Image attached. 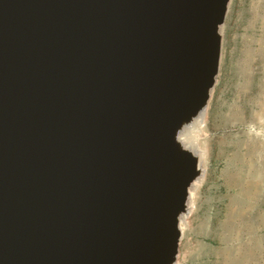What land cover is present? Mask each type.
I'll list each match as a JSON object with an SVG mask.
<instances>
[{"label":"bare ground","instance_id":"obj_1","mask_svg":"<svg viewBox=\"0 0 264 264\" xmlns=\"http://www.w3.org/2000/svg\"><path fill=\"white\" fill-rule=\"evenodd\" d=\"M123 1L113 0L111 12L117 14V24H124L106 25L110 23L108 18L102 21L115 28L113 32L109 28L99 32L108 40L107 44L106 41L104 43L106 48L96 45L98 53H103L102 61L95 60L87 77L83 73L82 60L71 66L72 69L69 67L67 72V76L71 71L80 75V93L90 98L88 108H96L97 105L105 108L116 102L117 107H111L108 116L112 128L106 139L111 141V145L92 137L93 128L88 138L76 130L66 142L67 145L73 142L70 153L80 152L78 157L64 156L66 164L63 159L60 164L61 167L65 164V167L54 173L58 166L57 149L47 155L39 149L37 160L42 164L34 167L37 163L32 158L36 159V153L32 148L39 147L40 142L30 143L33 146H29L30 156L24 163L19 182L25 183V174H32L28 179L31 192L15 196L19 182L12 191H5L6 187L0 190V220L6 219L7 214L9 217L8 227L1 231L0 236V254L3 253L0 264H142L126 240L119 237L109 217L132 240L148 264H168L158 247L159 258L148 248L153 240H161L163 234L158 236L156 230H151L152 241L140 242L138 235L133 240L129 233L134 226L131 221L139 214L136 203L152 183L150 174L138 166L137 158L145 160L153 172L180 196L181 201L186 200V194H189L191 214L194 192L204 179L201 169L205 168L207 156L194 141H188V135L190 132L201 134L203 130L205 101L217 64L211 53L198 48H202L201 44L188 46L186 40L181 48L170 16L180 11L178 8L183 6V0ZM216 1L211 0V3ZM226 2L221 1L218 19L224 14ZM110 3L111 0H104L102 8ZM83 11V4L78 2L76 17ZM130 11L138 15H127ZM86 31V41L72 37L67 38L66 44H84L79 56L84 59L87 54V64H90L93 44L100 37L92 30L90 21ZM214 31L216 33V29ZM137 47H142L141 51ZM59 63L60 58L57 57L49 68L55 69ZM48 72L41 80L43 88L47 86ZM59 81L56 77L53 85L49 86L45 99L47 106L57 95ZM24 114L25 110L21 109L11 133L16 132ZM47 116L49 118L43 124L48 131L40 127L43 142L55 129L52 115ZM99 121L100 118L95 120ZM33 136L32 140H35ZM92 153L95 157H91ZM44 156L45 159H41ZM85 158L89 163L78 167ZM6 181L7 175L3 173V183ZM155 193L162 198V211L169 223L174 228H184L185 219L190 216H185L188 208L185 207V218H182L177 214L176 201L164 192L162 185ZM170 238L172 246L165 250L169 256L176 251L174 237Z\"/></svg>","mask_w":264,"mask_h":264},{"label":"water","instance_id":"obj_2","mask_svg":"<svg viewBox=\"0 0 264 264\" xmlns=\"http://www.w3.org/2000/svg\"><path fill=\"white\" fill-rule=\"evenodd\" d=\"M103 1L104 0H0V190L2 187H6L5 191L9 192L16 187L23 173L24 163H27L30 156L28 151L30 148L29 146L32 145L30 143L38 141L40 142V146H42L36 147L32 145L34 147L32 150H35L34 152L36 153V159L32 158V161L37 163L34 167L42 164V162H38L37 160L39 157V149H42L44 155L51 153L52 150L54 151V148L57 149L56 153L59 155V158L57 159L58 161H56L58 166L54 173L65 167L64 165L66 162L64 156L70 155L72 158L78 157L80 152H76L75 155L70 153L73 142H70L69 145H67L66 142L69 140V136L71 138L73 137L72 135L76 130L82 132L84 138H88L90 136L89 131L93 128L92 137H96L99 142L105 140L106 143H110L111 145V141L106 139L112 128L110 126L112 123L108 116L110 108L115 107L116 102L109 104L105 108H102L101 105L99 107L97 105L96 108L92 109L88 108L87 105L90 98L80 93V91H82V89H80L81 83L78 80L80 75L74 74L73 71H71L69 76H67L69 67L76 66L78 61L81 60L84 76L87 77L90 75V72L94 68L93 65L95 60L102 61L101 55L103 53H98V46L96 47V45L99 44L102 48V46L105 47V41L106 44L108 43L104 35L99 32L103 30V28H109L112 30L111 32L115 31V28L106 25L115 26L124 24V22H119V24H117V14L111 12L113 0H111V3L105 8H102ZM221 1L222 0H217L215 3H211V0H183L185 9L183 10V6L181 5L178 8L180 11H175L176 16H172L173 14L170 16L173 17L170 22L172 27H174L173 29L176 32V37L181 48L185 45L186 40V45L188 46H198L201 44L202 48H198H200L202 52L211 53L214 62L217 64V70L220 57L219 50L221 48L219 27L225 20L230 0L226 2L223 16L221 19H218L221 13ZM78 2L83 4L84 11L76 17L75 12ZM123 2L126 3L127 1L124 0ZM125 13L126 11H124V15ZM82 14L86 15V17H83ZM129 14L134 17L138 15V13L131 11L127 15ZM107 18L110 20V23L105 25L102 21ZM114 20L116 22H114ZM88 21H90L92 30L96 31V36L99 34L98 37H100V39L97 38V42L93 44L94 50L92 51L94 53L93 55H89L91 59L90 64H87V54H85L84 59H81L79 56L80 51L85 48L84 44H81V46L78 45L77 42H72L70 45L66 44L67 38L72 39V37L79 39L84 38L86 41V25ZM214 29H216V33ZM137 49L141 51L142 47H137ZM57 57L60 58V63L57 65L58 67L50 69L49 67ZM78 69H80V67H78ZM217 70L213 77L217 74ZM47 71H49L47 86L43 88L41 87V80ZM56 77L60 79L57 95L51 99L49 106H47L45 104V99L49 93V86L50 84L53 85ZM65 79L68 81L66 82ZM208 96L209 92L207 94V99ZM100 103L102 104V102ZM21 109L25 110L24 118L18 125L16 132L11 133V127L15 124L16 116ZM85 114L88 116L86 115L87 117L83 118L82 116ZM47 115H52V121L53 123L55 122V129L51 128L53 133L43 142L41 139L40 127H45L43 121L47 119ZM97 118H100L99 123L95 122ZM85 121L87 122L86 124ZM28 128H30V130H28ZM83 128L85 130L84 132L82 131ZM45 130L48 131L47 128ZM32 136L35 140H32ZM18 143H20V146H18ZM116 143L118 142L116 141ZM45 157L46 156L41 159H45ZM91 157H95L93 153ZM62 159L65 163L63 167H61L60 164ZM137 159L139 160L138 166L142 168L143 172L150 174L152 183L149 189L143 191L138 203H136L139 214L131 221L134 226L132 225L133 229L130 228L131 230L129 233H131L130 235L133 240L138 235V241L140 242L143 240L147 242V239L152 241L151 235L153 230H156L155 233L158 236L159 234H163L161 240H153V245L151 243V246H148V248H151L154 255L159 258L156 249V247H158L159 252H162L163 256L168 260V264H173L178 250L180 228H174L173 224L169 223L162 211V198L157 196L155 191L161 185L164 187V192H167L166 194L171 199L175 200L178 205V216L185 210V202L189 194H186V200L181 201L180 196L153 172L150 166L146 164L145 160L141 158ZM80 163L81 166L78 167L82 168V163L88 164L89 161L85 158L82 162L80 161ZM3 173L7 175V181L4 183ZM198 174L199 173H197V175ZM197 175H195V177H197ZM30 176H32V174H29V176L25 174V183L19 182L18 188L14 192L15 196H24L26 191L28 192L27 195H29L31 192L30 190H32V187L29 188L31 183L28 179ZM33 178H35V174ZM192 182L193 181H191V184ZM11 207L16 208L14 204H11ZM8 219L9 217L7 214L6 219L0 220V236H2L1 231H4L5 227H8ZM113 220L112 217H109V222L114 229H117L119 237L126 240L132 248L133 253H135V256L142 264H148L138 252L136 245H134L125 232L117 227L115 221L113 223ZM157 222L159 224L158 226ZM178 224L179 222H177V225ZM172 236L176 244V251L169 256L166 254V251L172 246V239L170 238ZM152 246H154V248ZM2 254L1 252L0 259L2 258Z\"/></svg>","mask_w":264,"mask_h":264},{"label":"rangeland","instance_id":"obj_3","mask_svg":"<svg viewBox=\"0 0 264 264\" xmlns=\"http://www.w3.org/2000/svg\"><path fill=\"white\" fill-rule=\"evenodd\" d=\"M219 35L205 124L188 135L204 179L173 264H264V0H230Z\"/></svg>","mask_w":264,"mask_h":264}]
</instances>
